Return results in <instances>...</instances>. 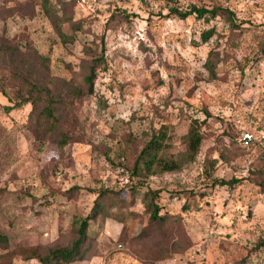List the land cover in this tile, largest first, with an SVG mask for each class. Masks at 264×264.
Masks as SVG:
<instances>
[{"label": "rangeland", "instance_id": "374dc122", "mask_svg": "<svg viewBox=\"0 0 264 264\" xmlns=\"http://www.w3.org/2000/svg\"><path fill=\"white\" fill-rule=\"evenodd\" d=\"M263 123L264 0H0V264H264Z\"/></svg>", "mask_w": 264, "mask_h": 264}, {"label": "trees", "instance_id": "16d2710c", "mask_svg": "<svg viewBox=\"0 0 264 264\" xmlns=\"http://www.w3.org/2000/svg\"><path fill=\"white\" fill-rule=\"evenodd\" d=\"M219 7H214L213 9H206L203 7H196L193 6L190 10H179V9H172L177 16L180 18H186L190 14H195L198 18H212L215 17L217 14ZM122 14L124 11H121ZM229 12V11H228ZM230 13V12H229ZM127 16V14H125ZM208 33V31H207ZM202 37L206 38V33H202ZM98 60H94V63L89 68V73L86 76V81L88 83V87L90 90L93 88V82L95 77V62ZM211 70V67H209ZM53 101L50 102L45 106L46 114L50 116H54V108ZM261 128V125L258 127ZM160 137L163 135L153 132L152 137L147 141V143L141 148L139 154L136 156L135 163H134V171L138 174L141 170H145L146 173H151L154 163L161 164V169L165 171L173 170L176 168L175 163H169L166 159L158 158L157 152L161 148V140ZM201 141V135L197 132L194 128H191L188 133V147L191 152H195L198 149V146ZM158 158V159H156ZM101 194V193H100ZM103 195V193H102ZM157 192H153L151 194V200L147 203V207L150 210V219L157 220L158 222L161 221L162 216L159 215L160 205L156 201ZM101 210H97L94 208L92 213L89 215V218L95 217L99 214ZM89 225V220L87 218L81 219L78 223L77 229V238L70 246H54L48 250L45 257L37 256L39 261L42 264H56L57 262H64L68 263L74 258H77L78 252L82 246L84 239L87 236V228ZM264 244V242H262Z\"/></svg>", "mask_w": 264, "mask_h": 264}, {"label": "built area", "instance_id": "2783aa9c", "mask_svg": "<svg viewBox=\"0 0 264 264\" xmlns=\"http://www.w3.org/2000/svg\"><path fill=\"white\" fill-rule=\"evenodd\" d=\"M240 140L242 145L247 148L256 142L264 143V123L261 128L244 131Z\"/></svg>", "mask_w": 264, "mask_h": 264}]
</instances>
